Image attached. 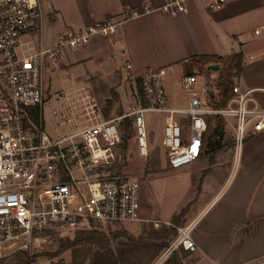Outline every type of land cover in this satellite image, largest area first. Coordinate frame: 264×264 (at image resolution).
I'll return each mask as SVG.
<instances>
[{"label":"built area","instance_id":"2783aa9c","mask_svg":"<svg viewBox=\"0 0 264 264\" xmlns=\"http://www.w3.org/2000/svg\"><path fill=\"white\" fill-rule=\"evenodd\" d=\"M187 0H164L159 10L168 15L187 12ZM228 0H213L210 11ZM124 19L95 22L83 30H68L52 47L43 45L44 16L39 0H0V260L14 254L48 249L54 236H67L90 226H117L146 222L140 215L138 179L118 168L125 144L120 122L130 119L136 152L148 155L144 116H164L161 144L168 169L177 170L203 158L208 151L206 133L212 118L230 121L232 145L238 153L245 138L264 131V106L232 78L231 95L217 107L216 82L201 83L199 72L182 74L188 94L185 108L169 106L163 69L130 74L133 105L110 120L100 119L94 101L85 92L68 119L72 130L51 139L42 128L46 102L45 71L57 67L68 49L96 34L113 35ZM253 36L264 40V26ZM37 45L32 47L33 38ZM26 41H22V39ZM264 57V46L257 54ZM126 69L131 65L126 64ZM38 118V119H37ZM37 119V122H35ZM224 132L223 125L221 128ZM192 223L175 227V236L151 264H164L182 249L195 252Z\"/></svg>","mask_w":264,"mask_h":264},{"label":"crops","instance_id":"0c3cea01","mask_svg":"<svg viewBox=\"0 0 264 264\" xmlns=\"http://www.w3.org/2000/svg\"><path fill=\"white\" fill-rule=\"evenodd\" d=\"M212 1L187 0V12L172 16L159 10L164 0H39L45 47L54 46L68 30L80 31L95 22L121 20L128 12L139 11L125 19L115 34H96L68 49L57 67H48L46 102L54 101L60 113L69 112L71 119L79 115L73 109L80 99L77 94L82 97L86 92L100 119L110 120L126 113L132 104L130 74L163 69V82L174 75L180 80L182 74L198 71L189 61L193 57L226 58L241 53L239 85L252 90V98L264 106V57L250 58L264 46L262 38L253 36L256 28L264 26V0H228L210 11ZM128 63L131 69H126ZM53 74L58 75L56 86H52ZM165 93L169 106L188 105L186 91L182 101L166 89ZM224 137L222 129L207 137L208 156L226 148L220 147ZM236 155L239 164L228 169L217 189L203 200L199 193L194 200L188 221L193 224L196 251H185L182 264H264V131L245 138ZM214 167L216 158L204 170L209 174ZM200 200L202 206L194 210ZM140 215L145 219L141 209Z\"/></svg>","mask_w":264,"mask_h":264},{"label":"rangeland","instance_id":"374dc122","mask_svg":"<svg viewBox=\"0 0 264 264\" xmlns=\"http://www.w3.org/2000/svg\"><path fill=\"white\" fill-rule=\"evenodd\" d=\"M46 30L45 27V35ZM22 41H26V39L23 38ZM36 45L37 42L34 37L31 46L36 47ZM198 72V80L201 83L216 82L217 80V77H210V74L216 72L211 71L210 73L206 70V67L202 70L198 69ZM216 75L218 76V71ZM51 79L52 86L53 83L56 86L58 84L56 80L58 79V75H51ZM45 82H47L46 79ZM163 85L166 92L177 95L178 100L182 101L185 98L186 93L180 84L179 77L175 75L173 77H166L164 78ZM57 87L59 88L58 85ZM132 105L133 101L130 106ZM53 110H55L54 113ZM60 110L52 100L50 102H44L42 106V128L51 139H57L60 135L72 130L74 127L72 122H68L71 114L69 112L60 113ZM37 119L35 122H37ZM144 120L147 133L148 155L143 157L137 154L134 131L133 127H131L126 142L128 145L118 156V168L138 179L140 184V209L142 210V217L145 218L146 222L125 223L117 226H96L95 228L104 232L109 237L111 248L114 256L117 258L118 264H123V261L125 263L127 261L128 264H151L157 256L149 261L151 252H139L130 248L132 250L130 253L126 238L124 236L114 238L113 234L124 230L134 239L144 241L148 237L147 234L151 228L150 226L156 229L161 225L175 228L189 224V215L198 194L200 193V199L203 200L204 196H207L209 192L217 189L222 179L226 176L228 169L233 170L234 166L239 164L234 147L231 144L232 133L229 124L230 121L227 123V121H223L222 119H211L210 126L213 128L217 121H222L225 134L220 147L226 148L219 150L220 153L218 155L212 154L208 156L206 154L194 163L177 170H170L167 165L165 148L161 144L164 116L156 113H146ZM213 131H208L206 136H211ZM210 157L216 158V167L208 174V171L204 169L208 167ZM205 191L207 192L206 195L204 194ZM202 203L203 201L201 202L200 200L194 210L196 208L199 209ZM178 214H180V217L176 221H172V218ZM73 236L74 233H70L62 238L71 239ZM59 238L57 236L56 240H54L48 249L28 254L26 257L28 264H96L95 246L82 244L56 254L59 246ZM16 257L17 254H14L4 261L13 262ZM120 257L123 258V261ZM102 262L107 264V259H103Z\"/></svg>","mask_w":264,"mask_h":264},{"label":"trees","instance_id":"16d2710c","mask_svg":"<svg viewBox=\"0 0 264 264\" xmlns=\"http://www.w3.org/2000/svg\"><path fill=\"white\" fill-rule=\"evenodd\" d=\"M190 63L198 68L199 70L204 69L209 64L219 65L218 76H217V87H218V101L216 106H222L226 103L227 99L231 95L232 90V78L234 76L239 77L242 67V54L235 53L229 57L222 58L214 55H205L193 57L190 60ZM207 70V69H206ZM208 71V70H207ZM211 73V71H208ZM222 121H217L215 127L209 126L208 131L219 130L222 128ZM131 125L130 119H123L120 122V130L124 143L126 144ZM214 160L213 157H210V163ZM180 217V214L174 216L172 221H176ZM150 230L147 234V238L142 241L139 239H134L129 236L124 230L116 232L113 234L114 238L124 236L127 240V245L129 246V252L132 250L130 248L137 250L139 252H151L149 255V261L153 260L161 250L167 245V243L175 236L176 229L174 227L161 225L159 228H153L150 226ZM96 227L90 226V228L77 230L74 232V236L70 238L63 239L62 237L58 240V250L56 254L61 253L65 250H68L72 247H76L82 244L96 247V264H104L103 259H107V264H118L116 256H114L113 250L111 248L110 239L104 234V232L95 229ZM57 236L53 237V242L56 240ZM65 237V236H63ZM180 255L175 252L170 258H168L164 264H182V258L187 256V253L182 249ZM121 256V255H120ZM27 255L23 253H17V257L13 262H6L2 259L1 264H28L26 260ZM121 258V257H120ZM123 261V258H121ZM3 261V263H2ZM123 264H128V262L123 261Z\"/></svg>","mask_w":264,"mask_h":264},{"label":"water","instance_id":"95a60500","mask_svg":"<svg viewBox=\"0 0 264 264\" xmlns=\"http://www.w3.org/2000/svg\"><path fill=\"white\" fill-rule=\"evenodd\" d=\"M208 71L216 72L219 69V66L217 64H211L208 65L206 68Z\"/></svg>","mask_w":264,"mask_h":264}]
</instances>
